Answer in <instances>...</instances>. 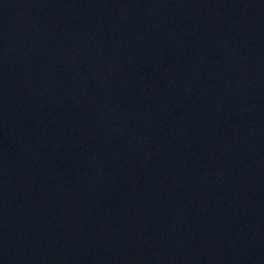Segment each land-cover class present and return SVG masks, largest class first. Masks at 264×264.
Returning a JSON list of instances; mask_svg holds the SVG:
<instances>
[{
	"label": "water",
	"instance_id": "95a60500",
	"mask_svg": "<svg viewBox=\"0 0 264 264\" xmlns=\"http://www.w3.org/2000/svg\"><path fill=\"white\" fill-rule=\"evenodd\" d=\"M0 264H264V0H0Z\"/></svg>",
	"mask_w": 264,
	"mask_h": 264
}]
</instances>
